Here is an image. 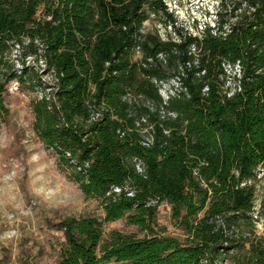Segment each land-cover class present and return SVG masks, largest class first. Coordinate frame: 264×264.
Here are the masks:
<instances>
[{"label": "trees", "instance_id": "1", "mask_svg": "<svg viewBox=\"0 0 264 264\" xmlns=\"http://www.w3.org/2000/svg\"><path fill=\"white\" fill-rule=\"evenodd\" d=\"M233 5L234 21L220 6L216 29L193 35L163 0H0V120L6 85L38 82L33 130L104 212L63 220L57 264H264L252 183L264 165V0ZM28 57L44 70L28 75ZM162 202L182 239L154 231ZM119 219L146 234L104 237Z\"/></svg>", "mask_w": 264, "mask_h": 264}, {"label": "rangeland", "instance_id": "2", "mask_svg": "<svg viewBox=\"0 0 264 264\" xmlns=\"http://www.w3.org/2000/svg\"><path fill=\"white\" fill-rule=\"evenodd\" d=\"M163 1L168 11L173 13L178 26L196 35L207 25L217 27L216 11L220 6L225 19L230 20L233 3L237 0ZM144 27H157L163 38L166 35L165 28L159 26L156 21H146ZM167 30H170V26H167ZM22 60L18 47L14 46L11 61L15 63L16 71L22 68ZM24 61L28 75L44 70V65L31 57ZM42 76L44 84H51L52 77L49 73ZM230 84L233 85L232 82ZM41 87L38 82L32 83L26 79L22 83L14 79L6 85L3 94L9 112L0 120V145H3L0 147V174L12 171L15 163L22 165L23 171L19 173L18 179L14 180L19 189L18 194L14 193L16 200L0 205V264H57L65 242L63 220L67 217L84 216L101 218L104 215L100 201L85 197L79 183L75 182L66 167L60 164L57 152L44 145L33 130L32 100L42 95ZM168 87L166 84L160 86V93L164 98L168 94ZM33 156L37 157V160L28 164V160ZM41 163L50 164L70 185L73 199L69 203L50 205L31 195L28 187L29 173ZM255 177L252 181L255 185L253 218L257 235L263 237L264 165L256 171ZM152 226L157 233L183 238V231L172 219L171 206L166 202L156 205ZM102 227L104 237H107L112 229L135 233L138 236L146 234V231L128 224L125 219L109 221ZM229 260H221L218 264H232Z\"/></svg>", "mask_w": 264, "mask_h": 264}, {"label": "clouds", "instance_id": "3", "mask_svg": "<svg viewBox=\"0 0 264 264\" xmlns=\"http://www.w3.org/2000/svg\"><path fill=\"white\" fill-rule=\"evenodd\" d=\"M2 146L0 145V147ZM36 160L37 157L33 156L28 160V164H32ZM22 171L23 166L15 163L12 171L0 174V205L16 200L14 193L18 194L19 189L14 180L18 179L19 173ZM28 187L31 195L41 198L42 201L50 205L67 204L73 199L70 185L50 164L41 163L30 171Z\"/></svg>", "mask_w": 264, "mask_h": 264}, {"label": "built area", "instance_id": "4", "mask_svg": "<svg viewBox=\"0 0 264 264\" xmlns=\"http://www.w3.org/2000/svg\"><path fill=\"white\" fill-rule=\"evenodd\" d=\"M231 21H234L235 20V17H233V18H231L230 19ZM214 27V29H216V27H215V25H213ZM230 29H231V27H230V25H229V22H226L225 24H224V27H223V34H225L226 32H228V31H230ZM225 32V33H224ZM220 33V32H219ZM99 116V113H95L92 117L93 118H97ZM138 168H139V170H141V166L138 164ZM117 190H119V189H117ZM129 194H131L130 192H129Z\"/></svg>", "mask_w": 264, "mask_h": 264}]
</instances>
